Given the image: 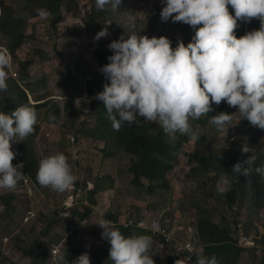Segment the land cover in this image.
<instances>
[{
  "label": "rangeland",
  "instance_id": "rangeland-1",
  "mask_svg": "<svg viewBox=\"0 0 264 264\" xmlns=\"http://www.w3.org/2000/svg\"><path fill=\"white\" fill-rule=\"evenodd\" d=\"M28 2L30 0H0V21L6 19V23L11 22L10 18H6V14L12 9L11 17L21 22L23 34L21 41L13 42L7 37V32L0 28V51H6L11 60V69L6 80L7 88L0 91V111L11 113L19 104L30 103L38 116L31 134L21 141L11 142L12 150L17 153L12 163L23 161L21 171L24 175L21 184H18L20 180L12 189H0V202H3L4 207V194L14 193L13 198H7L11 208L9 217L0 225V234L8 238L6 245H0V263L4 260V263L8 264L16 255L21 257L23 252H18L17 246V249L14 248L18 241H28L30 245L38 243L37 239L46 223L54 228V239L65 238L70 242L79 238V248L86 250L94 232L101 231L94 222L101 218L106 219L107 203L112 202L116 204V218L128 225L129 235L147 234L152 236L157 244H160V235L165 237L163 247L153 255L155 264H167L185 256L190 257V264H195L196 254L202 251L201 245L209 241L205 238L201 242L197 226L198 216L219 225L222 234H228L233 240L234 237L237 238L238 244L244 248L238 264H255L261 249L264 248V192L257 198L254 195V184L249 181V177L246 180L244 176L229 180L230 184L224 192H218L216 185L215 189L211 190V184L207 183L209 179L214 178L217 184L218 179L226 175L221 164L216 161V155L241 151L244 144L255 148V155L259 156L253 163L254 168L264 163V137L242 119L239 113H235L236 106H229L223 100L218 105L212 104L214 107L223 105L224 112L233 113L222 129L210 128L206 114H202L197 119L190 118L195 137L177 132L175 139H170L163 132L168 143L177 144L181 148L177 155L168 159L171 167L166 172L165 182H153L142 176V185H137L133 182V175L129 172L126 174V167L136 157L118 144L115 138L99 139L94 136L96 132L114 134L106 110L97 105L104 106L103 101L95 98V94L103 90L100 85L104 84L101 82L102 77L105 78L99 72L98 57L111 53L107 47L111 40L119 38L122 33L127 38L126 30H131L126 23L127 18L134 17L133 30L138 35H166L172 41L173 47L178 39H183L187 44L194 34V29L184 22L172 21L171 18L163 21L160 16L163 7L161 0H121L115 11L108 6L103 10L94 9L92 0H76L77 16L74 18L69 15L57 22L52 18H34L35 9H29L26 6ZM130 2L133 5L129 7ZM121 7L124 9L120 10ZM153 9L156 12L151 15ZM69 10V5H64L63 11ZM89 13H92L93 19L86 21L85 16ZM75 26L80 27H76L72 33L71 30ZM258 27V18L247 22L238 18L234 31L239 38L246 31ZM102 28H107L108 34L93 39ZM81 69L85 72L82 73ZM90 80L94 82L93 89L95 85L92 95L87 93V83ZM68 100L70 105L74 103V117L67 114L65 106ZM56 107L58 121H53L49 117L55 115ZM154 122L144 121V118L139 116L133 124H148V133L154 139L159 132L153 125ZM74 134L79 139V145H82L77 154L70 153L77 149L75 144L69 149L65 143L58 145L59 139L66 138L67 135L71 139ZM25 145H28V153ZM58 150L75 156L77 166H80L82 171L81 181L75 177L73 184L64 192H57L49 186L39 184L35 178L36 174L29 170L26 162L27 156L38 162L43 155ZM104 153H108L111 158L110 164L103 162L101 157ZM251 154L243 153L242 157L246 158ZM107 172L110 173L105 174ZM256 175L260 185L264 187V178L257 173ZM96 176L104 185L99 191V194L105 197L103 204H100L101 200L97 198L100 195L95 192ZM234 179L237 188L235 202L230 207L227 205L225 192L230 191ZM87 180L95 187L91 192L89 204L86 205L93 211L78 224L81 234H70L72 218L63 216L59 207L62 204L60 198L69 197L74 205L80 204L81 190L76 183L85 185ZM147 183L152 185V189L145 198ZM74 192L76 195L73 196ZM32 209H36L37 213L42 212L40 216H43V213L46 215L44 220L39 218V233L31 229L38 214L29 222H23V217ZM37 223L39 224V220ZM8 232L16 235L11 237ZM242 236L246 240L241 241ZM101 243L102 240L99 244H94ZM26 264L36 263L30 258Z\"/></svg>",
  "mask_w": 264,
  "mask_h": 264
},
{
  "label": "clouds",
  "instance_id": "clouds-1",
  "mask_svg": "<svg viewBox=\"0 0 264 264\" xmlns=\"http://www.w3.org/2000/svg\"><path fill=\"white\" fill-rule=\"evenodd\" d=\"M120 4L121 0H95L98 10L108 6L115 11ZM161 4L163 21L171 18L184 22L194 29V34L187 44L178 39L173 47L166 35H138L133 30L134 17L127 18L131 30H126L127 38L122 33L107 44L111 54L99 71L108 82L95 94L96 99L103 101L113 129L119 130L122 123L131 124L142 116L144 121H155L170 139H175L177 132L195 137L190 118L207 114L212 104L218 105L222 100L229 106H236L235 113H239L242 119L264 129V0H161ZM228 5L232 6L234 14H230ZM35 11L40 18H47L50 14L45 7ZM238 18L245 22L258 18L259 27L238 38L234 33ZM107 34L108 29L102 28L93 39ZM10 69V56L6 51H0V91L7 88ZM232 114L220 111L209 116L208 123L222 129ZM37 119V111L30 104H19L11 113L0 111V189H12L23 178V161L12 163L17 153L12 150L11 142L21 141L31 134ZM49 119L55 117L50 115ZM70 140H76L75 134ZM78 151L75 149L70 153L77 154ZM241 151L252 154L234 163L233 172L240 173L246 180L253 172L264 178V163L252 167L256 160L255 148L244 144ZM35 178L39 184L57 192L66 191L75 180L62 151L43 155L38 161ZM229 184L228 177L222 176L217 181L216 190L224 192ZM76 186L81 189L80 204L88 205L94 184L87 180L85 185L76 183ZM77 205L70 202L69 197H64L59 207L63 216L71 219V210ZM115 206L108 202L106 208H110L116 218ZM33 210L36 216L37 210ZM27 215L28 212L25 223L32 218L26 220ZM117 219L107 216L94 222L102 229L100 235L109 244L112 264H155L153 255L163 246L147 234H122L115 225L127 228L128 225ZM72 232L71 227L70 234ZM242 240L246 238L242 236ZM6 241L8 238L0 234V245H6ZM70 242L61 238L54 243V264H90L87 251L71 261L61 254ZM54 248H57L56 253ZM196 257L195 264H218L215 255L206 256L201 251ZM174 264H190V257L177 258Z\"/></svg>",
  "mask_w": 264,
  "mask_h": 264
},
{
  "label": "trees",
  "instance_id": "trees-1",
  "mask_svg": "<svg viewBox=\"0 0 264 264\" xmlns=\"http://www.w3.org/2000/svg\"><path fill=\"white\" fill-rule=\"evenodd\" d=\"M92 2H93V8L97 9L95 6V0H92ZM64 5H69V8H70L69 12L63 11ZM132 5L133 3L130 2L129 7ZM26 6L29 9L33 8L35 10L40 7L47 8L50 13L47 18H52L54 22H57L63 17L66 18L69 15L75 18L78 14L76 0H30V2L26 4ZM123 9L124 8L122 7L120 8V10H123ZM35 10H34V15H33L34 18H37V17L40 18ZM228 10L229 12H231V14H234V9L232 8L231 5H228ZM155 12L156 10L153 9L151 11V15H153ZM35 13L37 15H35ZM12 14H13V11L12 9H10L6 14V18L7 19L10 18L11 22L6 23V19H2L0 21V28L3 29V31L7 32V37L10 39V41H13V42L17 40L21 41L23 38V34L21 31L22 24L16 18L11 17ZM47 18H40V19L44 20ZM85 18H86V21L87 19H93L92 13H89L87 16H85ZM76 27L79 28L80 26L73 27L71 30L72 33L75 31ZM95 49L97 51L98 47H96ZM107 56L108 55H101L100 57H98L99 68H100V65H103L108 62ZM81 71L82 73L85 72V70L83 69H81ZM87 74H84V75H87ZM101 82L106 83L108 81L102 77ZM93 84L94 82L91 80L87 83V93L89 95H92L94 92L95 85L93 89ZM102 88H103V85H100V89ZM69 105H70V100H68L67 105L65 106L67 114L68 116L74 117L73 115L74 103L71 104L70 106ZM97 105L102 107V109L105 110L104 106H101L99 104ZM70 109L72 110L70 111ZM224 110H225V106L223 105H219L217 107L212 106L211 110L206 114V119L208 120L209 116L215 115L218 112L224 111ZM57 114H58V108L56 107V113L54 115L55 119L53 121H58ZM244 120L247 121L246 119ZM153 125H155L159 131L155 135L154 139H152L150 134L148 133L147 127L148 128L150 127L148 124H145V125L133 124V123L129 124L127 122L122 123L119 130L113 129L114 134L112 132H107L106 134H100L96 132V134L94 135L96 138H99V139L115 138L118 144L122 145L128 153L136 157L135 160L129 163L128 166L126 167V174H128V172L131 173L134 179L133 182L136 183L137 185H142V182H141L142 176H144V178L150 181H153V182H158V181L165 182L166 172L171 167V163L169 162L168 159L171 158L173 155H177L178 154L177 151L181 149L179 145L174 144V143H168L167 140L164 139L163 131L159 128L156 122H154ZM252 126L254 127L255 131H257V133H260L264 137V129H261L254 125ZM210 128L217 129L212 124H210ZM75 136H76V140L74 142H71L69 135H67L66 138L59 139L58 145L61 146L65 143L69 149L73 144H75L77 146V149H81L82 145H79L80 144L79 139L76 134ZM27 146L28 145H25L26 153H28L29 151V148ZM58 151H62L64 153L63 150H58ZM64 154L66 155L68 159V162L71 166V170H73L72 172L75 174L76 180L79 179L81 181L82 177L80 175L82 174V171L80 169V166L79 167L77 166L76 157L71 156L67 151H65ZM242 155H243L242 151H231V152H227L224 155H216V161L221 164L229 180L233 179V177L235 178L242 177L240 173L233 172V169H232V165L234 163H236L238 160L244 159ZM102 156L103 157L101 158L103 159V162H105L106 164H110L111 158L108 157V153H104ZM204 158H209V157H204ZM258 158L259 156H256V160L253 163H255L258 160ZM26 162L28 164L29 170L32 173L36 174L38 162L34 158H30L29 156H27ZM92 164H95V163H92ZM200 165H201V162H200ZM252 167L254 168L253 164H252ZM109 173L110 172H107L105 174H109ZM209 180L207 181V183H210L211 190H214L215 185H216L215 180L214 178H211ZM249 180L254 184V195L257 198H259L262 192H264V187L260 185L258 181V177L255 172L250 174ZM95 181L97 182V188L95 192L99 194L100 189L104 185L100 183V181L97 179V176L95 178ZM21 183H22V180L18 184H21ZM231 184L233 185L231 186L230 191L225 192L226 199H227V205H229L230 207H232V205L235 202V194H236V188H237L235 179L234 181H232ZM151 189H152V185L147 183V195H145V198L148 197V194H149L148 191H150ZM99 195L100 197H97V198L98 200H101L100 204H103L102 195L101 194ZM13 197H14V193L4 194L6 207H4L3 202H0L1 203L0 225L7 221V218L9 217V214L11 211L10 201H8L7 198L11 199ZM25 197L27 198V196ZM63 199H64V196H61L60 200H63ZM106 210L108 212L107 213L108 217L118 220L112 215L110 208H106ZM92 211H93L92 208L89 206H86V204L77 205L74 209L71 210V216H72L71 227L74 229L75 233L79 235L81 234V229H80V226H78V224H80V221L82 219H85L88 215H90ZM40 213L42 212L40 211L38 212V215L35 217L33 227L31 228L34 230V232H37V233H39L40 231L39 227L41 225V221L39 218L44 220L46 216L44 213H43V216H40ZM198 217H199V221L197 223V226H199V237L201 239V242L205 238L209 240L201 245L204 255L206 256L215 255L217 257L218 264H238L239 257L242 254L244 248L240 244H238L239 241L237 242V238L234 237V240L231 239L228 234H222L220 232L219 225H215L209 220L207 219L205 220L201 218V216H198ZM38 220H39V224L37 223ZM23 222H24V217H23ZM74 224H77V225H74ZM51 226H52L51 224L46 223L45 227L42 229L43 231L40 234L39 239H37L38 243H35L34 245L33 244L30 245L28 241H24V240L18 241L15 244L14 248L17 249V247H19L18 252H23V253L20 255L21 257H17L16 255L15 259L13 261L11 260L8 264H26L29 262L30 258H32V260L36 264H39V263L40 264H54V261H53L54 256L52 253V249H53L54 243L58 242L61 238L59 239L53 238L52 235L54 232V228ZM73 226H76V227H73ZM115 227L118 228L122 234L126 236L129 235V233L127 232L128 228L125 227L124 225L117 224L115 225ZM101 231L94 232L92 239L86 245L87 247L86 250L79 248L78 246L79 239H76L74 243H73V240H74L73 239L69 243V245H67L63 249V252L61 254H63L66 259L71 261L72 259L76 258L82 252L87 251L90 256V264H112L110 257H109V244L105 239L101 237L100 235ZM100 240H102V243L100 245L94 244L95 242L99 244ZM160 240L161 241L159 245L163 246L165 242V237L161 236ZM0 264H5L4 260H3V263H0ZM167 264H174V262L169 261ZM255 264H264V248L261 249L260 255L257 257Z\"/></svg>",
  "mask_w": 264,
  "mask_h": 264
},
{
  "label": "built area",
  "instance_id": "built-area-1",
  "mask_svg": "<svg viewBox=\"0 0 264 264\" xmlns=\"http://www.w3.org/2000/svg\"><path fill=\"white\" fill-rule=\"evenodd\" d=\"M79 190H81V189H79ZM35 214H36V212L33 209L29 210L28 215L26 217V220H29L31 217L35 216ZM53 251H54V253H56L57 252V248H54Z\"/></svg>",
  "mask_w": 264,
  "mask_h": 264
}]
</instances>
